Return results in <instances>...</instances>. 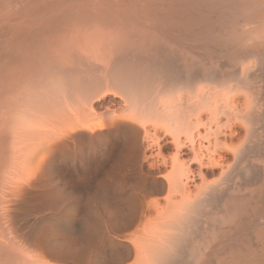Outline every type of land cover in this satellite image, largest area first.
<instances>
[{"label": "bare ground", "instance_id": "obj_1", "mask_svg": "<svg viewBox=\"0 0 264 264\" xmlns=\"http://www.w3.org/2000/svg\"><path fill=\"white\" fill-rule=\"evenodd\" d=\"M0 264H264V0H0Z\"/></svg>", "mask_w": 264, "mask_h": 264}]
</instances>
